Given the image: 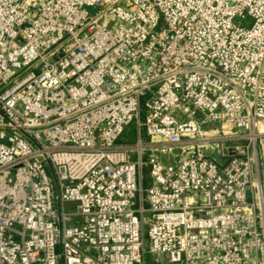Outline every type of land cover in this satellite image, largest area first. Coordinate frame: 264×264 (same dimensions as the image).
<instances>
[{"label":"built area","instance_id":"2783aa9c","mask_svg":"<svg viewBox=\"0 0 264 264\" xmlns=\"http://www.w3.org/2000/svg\"><path fill=\"white\" fill-rule=\"evenodd\" d=\"M147 256L264 264V0H0V264Z\"/></svg>","mask_w":264,"mask_h":264},{"label":"rangeland","instance_id":"374dc122","mask_svg":"<svg viewBox=\"0 0 264 264\" xmlns=\"http://www.w3.org/2000/svg\"><path fill=\"white\" fill-rule=\"evenodd\" d=\"M134 134H135L134 125L131 124L130 126H128L125 129L124 135L127 136L126 138H129V136H130V138L128 140L130 142H133ZM213 136L216 137V134L213 133ZM126 142H128V141H126ZM205 150H209V151L206 152V154L208 156L212 157L213 159H217V156H216V151H218V146L217 145L211 144V145L207 146L205 148ZM185 151H186V149H181V148L180 149H177V150H173L172 153L174 155L173 156L170 155L168 158H166V160H169V158H170L171 161H175L176 162L178 159H180L181 157H183V155L185 154ZM148 155L149 154L147 153L145 156H143V158L144 159H147ZM147 174L148 173H144V179H146V181H147ZM145 264H156V263L151 259L150 256H147L146 259H145ZM158 264H167V263L165 261H162L161 263L159 262Z\"/></svg>","mask_w":264,"mask_h":264},{"label":"trees","instance_id":"16d2710c","mask_svg":"<svg viewBox=\"0 0 264 264\" xmlns=\"http://www.w3.org/2000/svg\"><path fill=\"white\" fill-rule=\"evenodd\" d=\"M126 137H127V136L123 134L122 138H123L124 140L130 142V141L128 140V139L130 138V136H129V138H126Z\"/></svg>","mask_w":264,"mask_h":264}]
</instances>
